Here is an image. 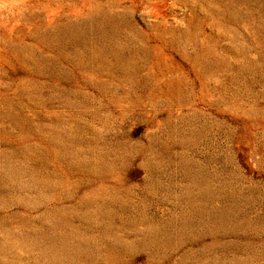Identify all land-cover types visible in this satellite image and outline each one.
Listing matches in <instances>:
<instances>
[{"label":"rangeland","instance_id":"374dc122","mask_svg":"<svg viewBox=\"0 0 264 264\" xmlns=\"http://www.w3.org/2000/svg\"><path fill=\"white\" fill-rule=\"evenodd\" d=\"M0 264H264V0H0Z\"/></svg>","mask_w":264,"mask_h":264}]
</instances>
